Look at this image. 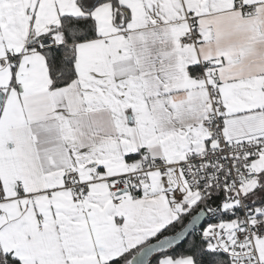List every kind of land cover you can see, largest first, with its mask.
Here are the masks:
<instances>
[{
  "label": "snow or ice",
  "instance_id": "6c2138e0",
  "mask_svg": "<svg viewBox=\"0 0 264 264\" xmlns=\"http://www.w3.org/2000/svg\"><path fill=\"white\" fill-rule=\"evenodd\" d=\"M0 264H264V0H0Z\"/></svg>",
  "mask_w": 264,
  "mask_h": 264
}]
</instances>
